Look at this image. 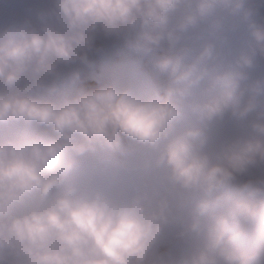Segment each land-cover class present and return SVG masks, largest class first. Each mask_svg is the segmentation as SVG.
I'll return each instance as SVG.
<instances>
[{"label":"clouds","instance_id":"1","mask_svg":"<svg viewBox=\"0 0 264 264\" xmlns=\"http://www.w3.org/2000/svg\"><path fill=\"white\" fill-rule=\"evenodd\" d=\"M0 264H264V0H0Z\"/></svg>","mask_w":264,"mask_h":264}]
</instances>
